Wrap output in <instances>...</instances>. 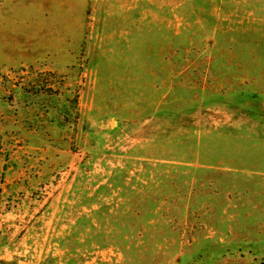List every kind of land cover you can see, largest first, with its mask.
Returning a JSON list of instances; mask_svg holds the SVG:
<instances>
[{"label":"rangeland","instance_id":"374dc122","mask_svg":"<svg viewBox=\"0 0 264 264\" xmlns=\"http://www.w3.org/2000/svg\"><path fill=\"white\" fill-rule=\"evenodd\" d=\"M0 264H264V0H0Z\"/></svg>","mask_w":264,"mask_h":264}]
</instances>
